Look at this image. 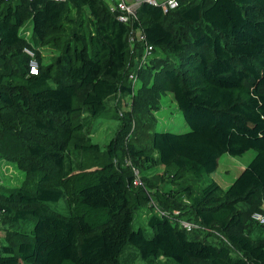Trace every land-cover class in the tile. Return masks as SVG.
I'll return each instance as SVG.
<instances>
[{
	"label": "trees",
	"instance_id": "1",
	"mask_svg": "<svg viewBox=\"0 0 264 264\" xmlns=\"http://www.w3.org/2000/svg\"><path fill=\"white\" fill-rule=\"evenodd\" d=\"M135 27L144 39L131 44ZM167 94L188 129L155 128L150 148L136 145L130 114H154ZM109 118L120 128L101 149L92 124ZM249 148L226 187L211 180L156 199L145 190L163 174L138 169L132 184L129 160L179 181ZM0 159L26 176L0 185V264H264V223L251 217L264 213V0H179L166 11L142 1L131 23L107 0H0ZM60 198L62 209L51 204ZM142 201L147 226L135 219Z\"/></svg>",
	"mask_w": 264,
	"mask_h": 264
},
{
	"label": "rangeland",
	"instance_id": "2",
	"mask_svg": "<svg viewBox=\"0 0 264 264\" xmlns=\"http://www.w3.org/2000/svg\"><path fill=\"white\" fill-rule=\"evenodd\" d=\"M42 53L47 55L49 51L43 50ZM129 103L128 97H121L118 100V107L122 111L129 110ZM130 117V140L143 148L151 147V135L155 128H170L174 131H185L188 129V125L186 124L180 111L177 110L176 104L170 94H167L161 98L160 107L154 111V114L149 115L148 113L142 111H133L130 114ZM119 126V119H98L92 124L90 139L93 142H97L102 149L110 141V139L116 135L120 128ZM254 154V148H249L242 154L236 155L223 152L219 156L218 165L213 172L203 174L200 177H194L191 174H186L183 177L177 178L179 181H176V179L172 180L170 176L172 169L166 170L163 166L156 164H152L149 167L141 169L139 167L138 161L129 160V162L136 170H139L141 175L156 177L157 175L163 174L160 176L163 179L157 177L160 183V188L156 189L155 187L148 186L146 187L148 191L145 190L152 197L157 199L161 191H178L182 190L184 186H188L192 192H198L203 185L211 180H215L222 187H226L231 183L237 173L250 161ZM25 179L26 176L22 170H19L12 163H9L4 159H0V185L15 186L22 183ZM180 198V201L183 203L188 201L186 195H183ZM51 204L54 207L60 209L64 208L66 205L64 198L53 201ZM148 208V202L142 201L141 206L137 208L138 212L135 215V219L138 220L143 226H147L146 218L149 211ZM18 227L23 229L24 226L19 225ZM7 228V224L0 219V244H5L9 241V237L7 238L5 233ZM131 257L135 264H174L173 261L161 256L151 263L145 262L138 257Z\"/></svg>",
	"mask_w": 264,
	"mask_h": 264
},
{
	"label": "built area",
	"instance_id": "3",
	"mask_svg": "<svg viewBox=\"0 0 264 264\" xmlns=\"http://www.w3.org/2000/svg\"><path fill=\"white\" fill-rule=\"evenodd\" d=\"M108 7L110 11L115 13L116 17L122 22L131 23L133 20H136V6L142 2L146 1L152 4L160 5L164 11L174 8L178 5L179 0H107ZM144 39V34L142 33L140 28H134L133 32L130 34L129 40L132 44L135 40ZM24 50L33 57V52L29 48H24ZM152 45L146 44L144 48V55H148L151 53ZM30 71L36 72L37 63L34 58L30 60ZM130 78H133V74H129ZM133 185H140L141 179L139 177L138 171L133 168ZM177 210H174L173 213H176ZM251 217L260 222L264 223V213L261 211H253L251 213ZM175 222H177L180 226L185 228L188 231H191L197 227H199L198 223L192 220H188L182 217H172Z\"/></svg>",
	"mask_w": 264,
	"mask_h": 264
}]
</instances>
